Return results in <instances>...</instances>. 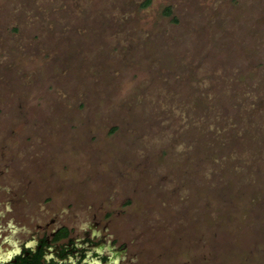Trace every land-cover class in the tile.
Segmentation results:
<instances>
[{"label":"rangeland","instance_id":"obj_1","mask_svg":"<svg viewBox=\"0 0 264 264\" xmlns=\"http://www.w3.org/2000/svg\"><path fill=\"white\" fill-rule=\"evenodd\" d=\"M145 1L0 0V162L123 264H264V0Z\"/></svg>","mask_w":264,"mask_h":264},{"label":"flooded vegetation","instance_id":"obj_2","mask_svg":"<svg viewBox=\"0 0 264 264\" xmlns=\"http://www.w3.org/2000/svg\"><path fill=\"white\" fill-rule=\"evenodd\" d=\"M9 169L0 162V264L124 263L127 247L114 239L109 222L94 213L77 230L34 210Z\"/></svg>","mask_w":264,"mask_h":264},{"label":"trees","instance_id":"obj_3","mask_svg":"<svg viewBox=\"0 0 264 264\" xmlns=\"http://www.w3.org/2000/svg\"><path fill=\"white\" fill-rule=\"evenodd\" d=\"M150 1H151V0H146V1H145V5L149 4ZM171 12H172V8H171L170 6H168V7L166 8V13H167V14H170Z\"/></svg>","mask_w":264,"mask_h":264}]
</instances>
